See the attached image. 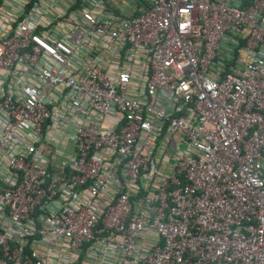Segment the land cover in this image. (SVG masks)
Listing matches in <instances>:
<instances>
[{
	"label": "built area",
	"instance_id": "2783aa9c",
	"mask_svg": "<svg viewBox=\"0 0 264 264\" xmlns=\"http://www.w3.org/2000/svg\"><path fill=\"white\" fill-rule=\"evenodd\" d=\"M0 264H264V0H0Z\"/></svg>",
	"mask_w": 264,
	"mask_h": 264
},
{
	"label": "rangeland",
	"instance_id": "374dc122",
	"mask_svg": "<svg viewBox=\"0 0 264 264\" xmlns=\"http://www.w3.org/2000/svg\"><path fill=\"white\" fill-rule=\"evenodd\" d=\"M63 144L67 143V145L69 146L70 144L68 142H62Z\"/></svg>",
	"mask_w": 264,
	"mask_h": 264
}]
</instances>
